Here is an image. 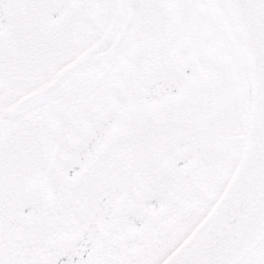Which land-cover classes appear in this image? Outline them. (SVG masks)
Returning a JSON list of instances; mask_svg holds the SVG:
<instances>
[{"label": "snow or ice", "instance_id": "6c2138e0", "mask_svg": "<svg viewBox=\"0 0 264 264\" xmlns=\"http://www.w3.org/2000/svg\"><path fill=\"white\" fill-rule=\"evenodd\" d=\"M0 264H264V0H0Z\"/></svg>", "mask_w": 264, "mask_h": 264}]
</instances>
